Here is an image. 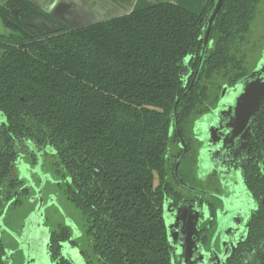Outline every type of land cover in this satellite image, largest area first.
<instances>
[{
  "label": "trees",
  "instance_id": "obj_1",
  "mask_svg": "<svg viewBox=\"0 0 264 264\" xmlns=\"http://www.w3.org/2000/svg\"><path fill=\"white\" fill-rule=\"evenodd\" d=\"M215 1L198 13L158 1L72 29L30 0L1 2L0 215L26 192L15 164L32 142L57 158L58 188L90 238L88 264H172L161 213L162 186L173 177L167 152L179 141L174 108L185 138L261 48L250 33L262 0H222L188 89L181 68H197ZM29 17L60 29L45 33Z\"/></svg>",
  "mask_w": 264,
  "mask_h": 264
},
{
  "label": "flooded vegetation",
  "instance_id": "obj_2",
  "mask_svg": "<svg viewBox=\"0 0 264 264\" xmlns=\"http://www.w3.org/2000/svg\"><path fill=\"white\" fill-rule=\"evenodd\" d=\"M26 21L28 26H39L45 33L60 29L45 20L29 17ZM263 62L264 41L254 66L241 79L259 69ZM194 71L190 68L187 71L191 80ZM260 76L264 80V72ZM241 79L223 85L219 92L226 86L229 94ZM240 88L229 95L228 104L233 103ZM220 93L208 111L188 124L185 138L180 134L186 145L181 159L183 150L177 125L179 141L172 154L173 177L162 186L161 213L172 264H264V94L257 109L243 123L231 119L233 110L216 115ZM203 121H212L214 141L209 147L212 150L209 157L199 140ZM19 164L17 159L16 169ZM54 173L58 187L62 178L56 168ZM234 205L243 207L245 212L244 217L236 219L237 230L223 224ZM255 217L260 219V228L254 225ZM35 231H39L38 225ZM53 234L55 242L51 240ZM33 236L30 233L20 238L11 250L5 249L0 239V264H88L84 254L87 244H79L77 234L68 227L49 231L44 244Z\"/></svg>",
  "mask_w": 264,
  "mask_h": 264
},
{
  "label": "rangeland",
  "instance_id": "obj_3",
  "mask_svg": "<svg viewBox=\"0 0 264 264\" xmlns=\"http://www.w3.org/2000/svg\"><path fill=\"white\" fill-rule=\"evenodd\" d=\"M250 35L255 48L262 46L264 41V0L258 6ZM209 45L212 44L209 43ZM258 55L259 50L257 49L248 55L247 60L250 68L254 66ZM26 145L27 148L23 150L22 154H19L20 164L16 169L18 178L22 179L24 183L21 190L24 189L26 192L19 195V203L7 205L0 215V239L5 249L15 248L18 240L24 237L23 231L26 227V236H29L30 233L35 235L33 238L41 241L42 244L49 238V231L57 230L60 226H66L72 233L77 234L76 238L79 244L83 246L89 244V235L85 232L84 219L80 211L65 198L56 185L58 177L54 170L55 168L59 169L60 166L56 164L57 158L53 155V151L49 147L39 150L32 142H28ZM173 153L174 150L171 148L168 150L167 156ZM32 217L33 221H31ZM37 225L39 231L36 232L35 226ZM77 256L80 258L78 252Z\"/></svg>",
  "mask_w": 264,
  "mask_h": 264
},
{
  "label": "water",
  "instance_id": "obj_4",
  "mask_svg": "<svg viewBox=\"0 0 264 264\" xmlns=\"http://www.w3.org/2000/svg\"><path fill=\"white\" fill-rule=\"evenodd\" d=\"M221 3H222V0H216L215 1L214 7H213L212 11L210 12V14L207 18V25H206L205 30H204V36H203V41H202V46H201L199 64L194 71V76L190 82L188 89H190L191 86L193 85L195 77H196V75L200 69L204 50H205V47H206L207 42H208L209 30H210V27H211L214 19H215V16L217 15V12L220 9ZM68 28L72 29L71 27H68ZM187 71H189V67L187 64H185L181 68V74L184 77H186ZM263 72H264V62L261 64L259 69L249 73L245 78H243L244 80L241 79L239 81V83L237 85H235L234 88L230 89L229 94L226 93L227 88H226V86H224L221 90V93H220L221 99H220V102L218 104L216 115L219 116L224 112H229L230 110L231 111L233 110V114H232L231 119H234L235 121L241 120V122L243 121V123H245L248 120L250 114H252L257 109V107L260 103V99L264 94V80L260 76V74H262ZM239 86L241 87L240 93L234 99L232 104H231L232 101L228 104L229 95L233 91H235ZM188 89L186 91H188ZM175 106H176V104H175ZM173 123H174L175 129L177 131V121H176L175 108H174V113H173ZM211 123H212V121H210L209 123L207 121H203L202 129H201V135L199 136V140L203 142V144L205 146V152H206V155L208 157L210 155L209 151H212L209 147L211 146V144H213L212 142L214 141L212 128L210 126V125H212ZM202 131L204 132L203 134H202ZM177 133H178V131H177ZM178 134L180 137V146L182 147V150H183L182 154L180 156V159H181L182 156L184 155V153L186 152V145H185V142H184L182 136L180 135V133H178ZM180 159L178 160V162L180 161ZM262 172L264 174V157H263V163H262ZM243 213H245L243 211V207H239V205H234L233 207H230L229 211H228L227 218H226V220L224 219V221H223L224 226L228 227V224H229V227L233 226L237 230L239 224L237 223L236 219H237V217H240V216L244 217Z\"/></svg>",
  "mask_w": 264,
  "mask_h": 264
},
{
  "label": "crops",
  "instance_id": "obj_5",
  "mask_svg": "<svg viewBox=\"0 0 264 264\" xmlns=\"http://www.w3.org/2000/svg\"><path fill=\"white\" fill-rule=\"evenodd\" d=\"M5 0H0L4 2ZM62 25L76 28L97 23L158 1H169L198 13L206 0H30ZM0 32L5 28L0 21Z\"/></svg>",
  "mask_w": 264,
  "mask_h": 264
}]
</instances>
